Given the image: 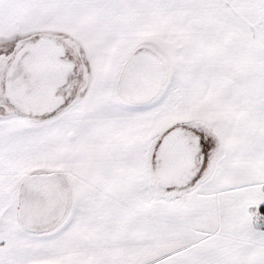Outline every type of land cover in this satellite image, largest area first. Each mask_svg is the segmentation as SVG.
<instances>
[{"label":"snow or ice","instance_id":"obj_1","mask_svg":"<svg viewBox=\"0 0 264 264\" xmlns=\"http://www.w3.org/2000/svg\"><path fill=\"white\" fill-rule=\"evenodd\" d=\"M0 264H264V0H0Z\"/></svg>","mask_w":264,"mask_h":264}]
</instances>
